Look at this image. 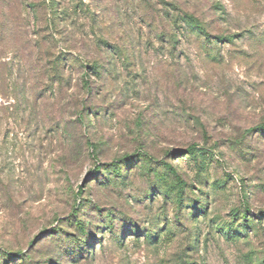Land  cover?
I'll return each instance as SVG.
<instances>
[{
  "label": "rangeland",
  "instance_id": "374dc122",
  "mask_svg": "<svg viewBox=\"0 0 264 264\" xmlns=\"http://www.w3.org/2000/svg\"><path fill=\"white\" fill-rule=\"evenodd\" d=\"M263 128L264 0H0V264H264Z\"/></svg>",
  "mask_w": 264,
  "mask_h": 264
},
{
  "label": "trees",
  "instance_id": "16d2710c",
  "mask_svg": "<svg viewBox=\"0 0 264 264\" xmlns=\"http://www.w3.org/2000/svg\"><path fill=\"white\" fill-rule=\"evenodd\" d=\"M189 24H191L192 29L194 30V32H195V34L197 36H200V34L205 35L208 44L211 45V44L214 43V40L210 39L211 38V34L205 29V27L202 24H200L194 18H192L189 21ZM218 38L219 39H222V40H226L229 37H227V36H225V37L224 36H219ZM91 69L92 70H95L97 73L100 72V67H98L96 65H94L93 67H91ZM86 76H87V74H86ZM83 79L85 80V83H87L85 76H84ZM188 150H189V153L188 154L193 153V150L192 149H188ZM166 166H167L168 170H170L174 174V176H175L176 186H177L178 200L181 203L184 200L187 183H186L185 179L180 174H178L177 170H175V168H174V166L172 164H167Z\"/></svg>",
  "mask_w": 264,
  "mask_h": 264
}]
</instances>
